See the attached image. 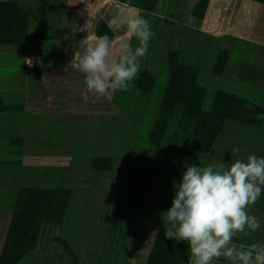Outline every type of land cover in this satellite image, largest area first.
<instances>
[{"label":"crops","instance_id":"0c3cea01","mask_svg":"<svg viewBox=\"0 0 264 264\" xmlns=\"http://www.w3.org/2000/svg\"><path fill=\"white\" fill-rule=\"evenodd\" d=\"M0 1H16L28 11L34 10L39 0ZM198 2L159 0L157 11L147 13L119 0H50L43 28L49 39L0 45V99L7 106L24 107L23 111L0 113V232L5 229V218L10 224L22 187L65 188L81 194L110 187L118 198L120 191H139L146 195V205L150 199L160 201L157 194L168 192L164 206L141 209L136 232L125 238L129 258H148L156 238L165 235L169 226L163 213L172 206L173 185L179 183L187 165L223 163L227 167L249 155L264 157V122L258 128L228 121L210 153L191 149L190 138L178 130L181 106L160 149L148 140L170 77L167 60L171 51H180V61L199 70L198 82L207 88V95L212 89L206 110L211 109L218 90L264 108V5L249 0H210L204 19H197L192 12ZM137 15L149 21L154 33L140 59V65L156 76L152 93L139 91L136 77L128 84L130 90L127 87L120 93L117 89L101 96L87 90L83 73L68 66L77 42L87 32L95 33L101 19L109 25L114 17ZM29 30L42 29L30 20ZM112 30L118 47L124 29ZM131 44L138 46L136 38ZM222 49L229 52V58L224 72L215 75L213 67ZM100 107L108 115L99 113ZM116 107L121 115H116ZM30 108L47 112L26 114ZM26 118L43 121L26 122ZM110 118H115V124L111 125ZM121 129L129 134V140L118 145L116 133ZM18 138L23 140L22 147L15 144ZM98 156L112 157L113 170H93L91 160ZM112 174L116 181L109 186L106 178ZM91 182L97 185L91 187ZM249 214L256 216L261 226L250 234L248 230L237 233L234 244H264V187ZM3 232L0 254L6 240ZM213 264L231 262L221 256Z\"/></svg>","mask_w":264,"mask_h":264},{"label":"trees","instance_id":"16d2710c","mask_svg":"<svg viewBox=\"0 0 264 264\" xmlns=\"http://www.w3.org/2000/svg\"><path fill=\"white\" fill-rule=\"evenodd\" d=\"M50 0H39L34 10L23 9L16 1H0V45H26L30 40H47L43 31ZM129 3L140 11L154 13L159 0H119ZM264 5V0H249ZM210 0H199L192 15L204 19ZM36 21L42 30L31 32L29 21ZM96 35L107 34L114 40L112 28L103 20L95 27ZM229 58L227 50H220L213 67V73L224 72ZM167 65L170 77L164 91L155 122L148 136L153 147L160 149L167 135L176 110L181 106L182 114L178 130L191 140V149L200 153H210L228 121L261 127L264 122V108L252 104L239 96L218 90L210 110H205L207 88L201 86L199 70L180 61V51H171ZM142 93L151 94L156 84V76L144 64L140 65L135 80ZM23 106H7L0 99V113L23 111ZM15 144L23 146L18 138ZM95 171L110 172L114 167L112 157L98 156L91 160ZM72 190L45 187H22L15 199L11 221L4 247L0 254V264H20L35 251L46 223L63 225L66 221ZM68 250V251H67ZM69 253L71 264H80L76 255ZM72 252V251H71ZM191 254L185 241L169 240L160 234L152 247L145 264H190Z\"/></svg>","mask_w":264,"mask_h":264},{"label":"clouds","instance_id":"9594fccd","mask_svg":"<svg viewBox=\"0 0 264 264\" xmlns=\"http://www.w3.org/2000/svg\"><path fill=\"white\" fill-rule=\"evenodd\" d=\"M109 28L124 29L118 47L107 34L87 32L77 42L68 64L83 73L87 90L101 96L112 90H127L154 35L149 21L140 15L114 17ZM132 38H136L138 46H132ZM173 187L172 206L163 213V221L169 225L165 237L188 243L191 264H213L221 256L231 264H264V244L233 243L237 233L248 230L250 234L261 226L249 209L264 187V157L249 155L227 167L223 163L187 165Z\"/></svg>","mask_w":264,"mask_h":264},{"label":"rangeland","instance_id":"374dc122","mask_svg":"<svg viewBox=\"0 0 264 264\" xmlns=\"http://www.w3.org/2000/svg\"><path fill=\"white\" fill-rule=\"evenodd\" d=\"M128 89L130 90V87ZM211 91L212 89L205 101L206 107L209 105V98H212L211 94L213 92ZM117 93H120V90ZM30 109L31 111L26 114L36 116L38 111V114L41 115L47 112V110L37 111L35 108ZM86 109L84 107V110ZM99 113L104 114L105 111H102L100 107ZM117 114H120V112L116 107ZM105 115L108 114L105 113ZM110 115L112 116V113ZM31 120L37 123L43 121L26 118V122ZM110 121L111 125L115 124V118L114 120L110 118ZM147 121L146 123L149 127L150 120L148 119ZM116 136L118 145L121 141L129 140V134H126L124 129L119 130ZM142 144L139 145L143 146ZM147 144H149L148 141ZM144 149L145 147L141 150L144 151ZM106 180H109L110 186L113 180L116 181V177L114 174L107 175ZM106 183L108 182L106 181ZM90 185L93 187V185L97 184L91 182ZM104 189L108 192L91 189V191L81 194L73 191L65 223L61 226L46 223L37 249L20 264H71L69 253L67 252L68 248L72 255L77 256L80 264H145L147 258H135V261L132 260L131 256L129 258L126 255V239L136 232V224L141 219V209L151 210L155 207L164 206L168 199L165 195H168V192L163 191L160 195L157 194V196H160V201L150 199L146 205V200L143 198L146 195H143L142 192L120 191V198H118L116 197L118 193L116 195V191L111 192L113 190H109L110 187L109 189L108 187ZM124 192L130 194L127 195ZM154 194L151 193V197H155ZM8 224V218H5L4 226H6L3 230L4 232L2 231L4 240L7 235ZM2 232H0V237Z\"/></svg>","mask_w":264,"mask_h":264}]
</instances>
